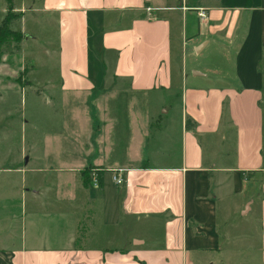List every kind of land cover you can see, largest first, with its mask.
<instances>
[{
    "label": "crops",
    "instance_id": "1",
    "mask_svg": "<svg viewBox=\"0 0 264 264\" xmlns=\"http://www.w3.org/2000/svg\"><path fill=\"white\" fill-rule=\"evenodd\" d=\"M38 4L57 29V76L31 96L13 170L30 218L19 243L0 244V264H264V0ZM206 49V69L187 65ZM88 117L95 135L81 137ZM39 134L53 135L47 146ZM61 139L76 156L41 165ZM43 167L60 177L55 194L27 184ZM85 168L99 170L94 192ZM116 169L119 185L105 180Z\"/></svg>",
    "mask_w": 264,
    "mask_h": 264
},
{
    "label": "rangeland",
    "instance_id": "2",
    "mask_svg": "<svg viewBox=\"0 0 264 264\" xmlns=\"http://www.w3.org/2000/svg\"><path fill=\"white\" fill-rule=\"evenodd\" d=\"M38 1L32 0L35 3L31 5V0H13L15 6L12 12H8L5 1L0 0V24L7 25L9 30H13L19 35V42H9L0 48V159L2 161L5 160V164L0 169H12L11 172H9L10 170L7 172L0 171L1 178H6L7 184L6 194L2 198L6 201V233L0 238V244L4 247L19 243L22 221L25 218H30L29 201L28 199L24 200L23 196H19V193L27 188L26 184H23L25 188H21L20 178L24 175L20 172L15 173L13 170L15 169V163H20L19 159L22 153V147H20L21 135L22 138H24V135L27 138L31 136L30 124L32 120L30 119L29 110L31 96L44 95L47 90L43 86L44 83L49 80H55L57 76V29L53 18L42 17L41 15L43 14L40 11L34 12L31 10L32 7L36 8L39 6ZM175 1L179 2L181 0ZM16 6L23 7L28 12L22 13L15 8ZM25 34L28 35L26 39L24 38ZM207 55L208 51L206 49L200 54L189 56L187 65L193 63L197 65V68L200 66L206 69V64L209 61ZM46 110L39 102L35 113L39 119L47 118V120L44 119L43 121L52 130L53 124L48 121V111ZM24 121L26 122L25 126H23ZM56 122L59 126L64 127V121L56 119ZM83 124L84 128L81 129V137L86 134L87 130L91 131L87 136L91 135L94 137L95 133L91 127L90 117L83 119ZM52 137L53 135L46 136L44 140L39 134L34 139L35 141L44 140L43 144L47 146ZM62 138L72 140L71 137L65 134L62 135ZM64 139L55 143L56 146L46 149V152L45 150L42 152L41 155L45 161L41 165L47 166V161L49 160L51 163L54 161L53 165L59 167L63 165L65 158H67L65 155L72 156L68 157L69 161L76 156L74 153H68L67 148L71 147L72 144H69L71 142ZM30 144L26 145L30 147ZM41 169L39 173L30 171L26 173L27 184L38 180L42 185L48 184L52 193L55 194L56 182L60 177L57 178L55 176L56 173L52 172L53 168L43 167ZM94 172L99 173V170L85 168L81 171V175L84 177V173H87L88 181H90L95 174ZM111 177L112 175L108 174L105 180ZM90 190L94 192L97 189L90 187ZM20 202L23 206V214L21 213ZM31 214L34 213L31 212Z\"/></svg>",
    "mask_w": 264,
    "mask_h": 264
},
{
    "label": "trees",
    "instance_id": "3",
    "mask_svg": "<svg viewBox=\"0 0 264 264\" xmlns=\"http://www.w3.org/2000/svg\"><path fill=\"white\" fill-rule=\"evenodd\" d=\"M4 1L6 3L7 11L12 12V10L14 8L13 0H4ZM9 42H15V43L19 42V35L15 31L9 30L7 25L4 26L3 24H0V48L2 45L9 43ZM187 122L188 121H186V125H187ZM98 175H99V173H98ZM83 183L85 185H89L87 173H84Z\"/></svg>",
    "mask_w": 264,
    "mask_h": 264
},
{
    "label": "built area",
    "instance_id": "4",
    "mask_svg": "<svg viewBox=\"0 0 264 264\" xmlns=\"http://www.w3.org/2000/svg\"><path fill=\"white\" fill-rule=\"evenodd\" d=\"M148 10H150V8H148ZM199 16L205 18V13L202 10H200ZM123 172L124 169H116L115 171H113L112 179L118 185L123 182V176H122ZM94 173L95 174L91 177L89 181V186L96 189L99 187V180L96 172Z\"/></svg>",
    "mask_w": 264,
    "mask_h": 264
}]
</instances>
